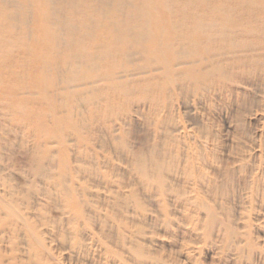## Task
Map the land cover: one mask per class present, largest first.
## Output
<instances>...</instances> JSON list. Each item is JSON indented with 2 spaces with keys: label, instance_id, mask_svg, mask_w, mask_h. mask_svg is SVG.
Returning <instances> with one entry per match:
<instances>
[{
  "label": "bare ground",
  "instance_id": "obj_1",
  "mask_svg": "<svg viewBox=\"0 0 264 264\" xmlns=\"http://www.w3.org/2000/svg\"><path fill=\"white\" fill-rule=\"evenodd\" d=\"M256 85L264 0H0V93L12 96L0 104H49L34 107L31 147L19 130L7 142L15 157L0 168V264H50L53 231L96 248L104 264H163L159 238L182 217L223 225L225 172L202 174L198 139L209 128L192 120L199 137L187 142L179 106L238 104ZM16 144L26 166L14 179ZM17 237L27 263L4 248Z\"/></svg>",
  "mask_w": 264,
  "mask_h": 264
},
{
  "label": "rangeland",
  "instance_id": "obj_2",
  "mask_svg": "<svg viewBox=\"0 0 264 264\" xmlns=\"http://www.w3.org/2000/svg\"><path fill=\"white\" fill-rule=\"evenodd\" d=\"M36 65L38 66L35 68L34 79L38 80L41 77V70L39 62ZM20 73L24 74L21 67L18 76ZM242 92L238 104L236 101L233 103L226 101L221 105L214 102L212 106H197L190 113L179 106L182 109H179L182 121L190 135L187 142L193 143L195 137H199V128L194 126L192 120L198 119L202 127L209 128L208 135L198 139L204 145L208 159V166L202 168V174L215 178L216 171L225 172L221 181L224 191H227V197L222 204L228 208V216H220L221 220L224 219V224L217 228L212 219L202 218L203 213L194 214L195 219L192 221L180 215L187 223L181 224L182 228L179 231L174 229L169 232L170 235L167 234V237L159 238L164 246V251L160 254V259L165 262L163 264H264V85L248 87ZM0 95L1 101L7 100L6 103L10 104L11 95L5 97L2 93ZM24 98L43 99L41 95L33 97L27 95ZM34 107L46 111L49 104L37 102ZM34 107L25 106L23 109H16L12 105L0 104L1 171L9 163L8 159L15 157L6 148L7 142L16 141L12 129L23 133V139L27 142L25 149L31 147L29 133L34 134V130L29 124L39 117ZM140 135L142 136L143 133ZM152 143L150 140L147 141V144L153 147ZM148 145L145 148L149 147ZM15 148L16 157L22 158L19 160V166L22 168L14 167L12 170L15 172L12 174L14 179H17L20 175L19 171L25 169L26 161L20 154L24 150H21L17 144ZM113 164L120 165L117 159L113 160ZM206 198L209 201L211 197L206 195ZM182 222L180 218V223ZM85 227L88 230L93 229L88 224ZM162 230L160 231L164 234ZM229 232L234 235H230ZM174 233L176 236L171 240ZM60 239L55 231L45 239L47 248L54 256L50 264H104V259L96 248L84 251L72 244H64ZM20 241L21 238H14L4 248L8 256L14 254L19 260H24L26 250L16 251ZM108 260L119 261L112 255ZM24 262L27 263L28 259Z\"/></svg>",
  "mask_w": 264,
  "mask_h": 264
}]
</instances>
